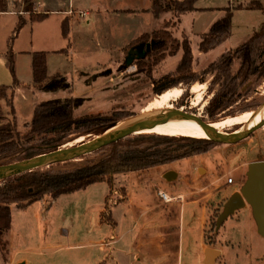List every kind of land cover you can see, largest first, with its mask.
Returning a JSON list of instances; mask_svg holds the SVG:
<instances>
[{
    "label": "rangeland",
    "instance_id": "rangeland-1",
    "mask_svg": "<svg viewBox=\"0 0 264 264\" xmlns=\"http://www.w3.org/2000/svg\"><path fill=\"white\" fill-rule=\"evenodd\" d=\"M145 1L113 0L104 1L101 5L95 1L89 6L90 11L100 7L101 14L96 18L94 14L78 18L80 19V22L77 21L80 32L75 34V38L80 53L77 55L74 67H71L72 64L70 63V66L61 68V61L57 64L58 67L52 66V70H56V67L59 68L61 74L56 75L57 72L49 69V77L55 76L57 80H51L41 90L25 87L23 91L17 92L14 87L15 96L12 105L21 132L27 131V125L34 116L35 108L47 100H59L62 104H73L75 116L111 112L121 108L132 114L131 117L118 122L116 127L154 111L174 108L200 114L211 121L222 122L231 117H238L255 111L260 107L264 102V79L259 80L258 84L254 85L251 82L241 84L237 88V95L226 98L227 105L221 109L213 107L211 110L209 108L210 99L214 97V92L210 89L211 79L208 78L205 79V82L194 83L192 86L181 82L172 87V90L160 94L152 92L154 80L177 69L186 39L191 41L195 56L194 62H196L193 65V70L198 73L208 68L211 63L216 62L224 53L233 52L243 45L262 26L264 13L261 10L242 9L233 11L229 37L208 53H200L198 48L201 36L211 31L213 24L225 18L229 10L239 3L246 4L254 0H199L197 3L198 10L184 14L180 21L169 13H166L169 15H164L159 19L152 16L155 30L163 27L165 20L173 19L177 24L172 29L175 49L168 51L162 58H151L147 55L146 47L148 45L143 44L144 47L141 46L140 51L137 50L139 48L137 43L140 42L143 35L152 33L149 31L141 34L151 25L150 14L129 11L119 13L116 11L117 9L132 8L141 12L143 9L141 6ZM260 1L264 3V0ZM39 7L40 5L36 6L34 3L32 12L40 14L36 10ZM24 9L27 10V8ZM81 34H84L86 38L78 40ZM133 51L135 55H132ZM137 51L138 53L142 52L143 56L136 55ZM203 77L204 75L201 74L200 80ZM175 89H179L180 94L171 96L167 104H164L166 94ZM7 96L10 97L9 92ZM198 100L200 102L196 104ZM9 102L10 100L7 98L0 99V123L12 120L13 110ZM239 126V124H234L223 129L231 133L235 132ZM79 141L76 139L67 145L72 146ZM219 145L217 147L226 149L224 150L225 156L216 155L215 149L217 147H215L210 152L147 170L144 173L145 178H139L141 173H138L136 178L131 177L129 186L134 185L135 179V185L141 189L154 182L151 193L143 191L136 198H141L140 202L144 204H149L155 199L158 205L163 206L175 198L178 199V197L174 198L173 196L176 195L175 191L180 189L179 187H172L173 182L177 179L167 180L164 174L168 171L178 173L181 171V175H187L190 169L189 163L196 160L201 177H203L201 169L207 173L209 169L212 170L208 179L203 181L201 186L205 188L203 193L207 204L205 233L207 242L210 243L207 244L211 248L221 251L216 264H264V237L257 232L252 208L248 203L245 207L230 214L218 228V222L221 221L219 220L220 216L225 211V205L231 195L235 192L241 193V188L247 180L249 163L264 160V129L240 142L221 143ZM100 157L101 155L98 154L89 155L77 158L78 160L75 159L76 161L68 164L56 165L50 169L53 171L73 169L97 161ZM200 162L201 164H199ZM126 173L132 172L115 174L112 183L105 180L90 184L87 188L79 190V194L73 192L59 196L60 199L52 201L54 204L52 207L50 206L52 209L50 215L40 200L25 208L14 205L12 225H15L17 234L22 236L19 239L15 234V241L20 242V246H25L23 245L24 242H28L27 245L38 247L47 242L50 244L58 243L59 236L56 230L61 226H68L72 230H76L81 236L80 242L91 237L110 238L119 233L121 225L118 224L116 228V225L113 224L114 221L110 220L114 207L125 200L126 187H129L123 176ZM230 177L234 178L235 184H227ZM178 185L183 184L179 183ZM161 191L166 192L171 200H164L160 195ZM193 199L191 197L180 201L183 204ZM102 205L105 208L100 213ZM177 209L178 206L175 205L173 211L176 212ZM18 214L34 221L16 219ZM36 215L40 216V221H36ZM187 217H190L191 220L198 217V207H188ZM44 218L45 220H42ZM129 224L128 221L126 227ZM3 250L7 251V247L4 246ZM85 251L83 249L74 253L67 252L65 254L66 260L62 264H89L92 258H94L93 264H99L97 260L98 251ZM6 253L3 252L4 261H6L3 262L2 259L3 264L9 263ZM199 255L200 250L196 249L191 256L190 264H200L199 261L195 260ZM47 257L50 256L47 255ZM34 261L35 264H56L55 261H47L44 258H35ZM184 264H186V258Z\"/></svg>",
    "mask_w": 264,
    "mask_h": 264
},
{
    "label": "trees",
    "instance_id": "trees-1",
    "mask_svg": "<svg viewBox=\"0 0 264 264\" xmlns=\"http://www.w3.org/2000/svg\"><path fill=\"white\" fill-rule=\"evenodd\" d=\"M198 2L199 0H151L150 11L158 19L165 13L171 12L173 17L180 21L184 14L198 10ZM26 3L27 10L32 11L36 0H27ZM9 9V0H0V13L7 12ZM242 9L261 10L264 13V3L254 0L246 4L239 3L229 10L225 18L218 20L213 24L211 31L201 36L198 43L200 53H208L229 37L233 11ZM45 18L46 14L42 13L31 16L33 21H41ZM26 23L27 21L20 17L9 43L7 58L13 72L12 42ZM176 25L173 19L165 20L163 27L144 34L137 43L138 46L150 45V49L146 47L147 55L151 58H162L168 51L175 49L172 29ZM62 32L64 37L69 36L70 21L68 19L63 21ZM182 50L183 54L177 69L154 80L152 92L160 94L178 83L183 82L192 86L194 83H203L208 78L211 79L210 89L214 92L209 108L221 109L227 105L226 98L237 95V88L241 84L251 82L254 85L264 79V22L243 45L233 52L224 53L201 73L193 70L196 62H194L195 56L190 39H186ZM47 68V53H33V88L41 90L51 80H57L55 76L49 77ZM201 74L204 77L200 80ZM18 85L19 82L15 79L13 86H0V99H9V105L13 110L12 120L0 123V167L55 151L81 137H84L86 141L94 139L114 128L118 122L132 116L123 108L111 112L75 116L73 104L47 100L35 108L34 116L27 125V131L21 132L12 105L15 95L14 87L17 88ZM8 92L10 97L7 96ZM221 143L215 139L184 135L133 134L94 153L78 157L101 155L100 159L90 164L63 171L50 169L56 165L78 160L73 159L7 178L0 182V249L4 248V236L12 226L14 205L23 208L47 195L56 199L63 194L84 189L95 182L108 180L112 183L115 174L143 172L167 166L176 161L210 152ZM205 239L207 242L206 233Z\"/></svg>",
    "mask_w": 264,
    "mask_h": 264
},
{
    "label": "crops",
    "instance_id": "crops-1",
    "mask_svg": "<svg viewBox=\"0 0 264 264\" xmlns=\"http://www.w3.org/2000/svg\"><path fill=\"white\" fill-rule=\"evenodd\" d=\"M95 1L101 5L104 1L110 2L113 0H36V6L40 5L36 9L37 12L46 14V18L41 21H31L27 15L22 16L27 23L12 42L14 55L13 72L10 67V61L7 58L8 47L21 17L17 11L27 8V4L24 0H9V11L0 13V86H13L16 79L19 82L16 88L17 92L23 91L25 87L33 89L32 54L35 52L47 53L48 74L49 69L52 70V66H57L60 61L61 68H66L67 65L70 66V63L72 64L71 67H74V62L80 53L76 45L77 39L75 38V34L80 32L77 21L80 22L78 18L83 17L80 12H89L90 16L94 14L95 18L100 16V7H97V10L90 11L89 6L94 4ZM141 7L143 8L141 12L132 8H127V10L117 9L116 11L119 13L121 11L149 13L151 16V25L149 27L151 28L148 29V27L143 30L141 32L143 34L156 28L153 25L154 15L151 11H148L151 8V0H146ZM169 14L172 13L170 12ZM169 14L165 13L164 15ZM65 19L70 21L68 37H64L62 32V24ZM85 38L84 34H81L78 40ZM57 67L56 70L52 71L57 72L56 75H59L61 71ZM224 150L226 149L217 147L215 154L225 156ZM189 165V174L181 175V171L179 173L176 172L177 177L175 179L177 180L172 181V187H179L180 189L175 191L176 195L173 197L182 195L187 199L193 197V200L181 204V201L175 198L162 206L158 205L154 199L151 203L144 204L140 202L141 198L136 197L143 191L151 193L154 182L141 189L135 185V179L134 185L129 186L131 177L136 178V175L141 173L139 178H145V171L126 173L123 176L129 187H126L125 200L114 207L111 212L112 219L110 220L114 221L113 224L116 225V228L118 224L121 225L119 233L114 234L110 238L91 237L86 241L82 240L80 242L81 236L76 230H72L68 226H61L56 230L59 236L58 243L50 244L47 242L43 246L38 247L29 246L27 245L28 242H24L23 245L25 246H20V242L15 241L17 232L15 231V225H12L9 232L4 236L7 251L3 250V248L0 250L1 264L6 262L4 261L3 252H7L8 264H35V258H44L47 261L52 260L56 264H62L66 260L65 254L67 252L74 253L83 249L86 251H98L97 260L99 264H184L185 258L186 264L188 262L190 264L191 256L198 249L200 250V255L195 260L199 261L200 264H206L207 250L211 247L205 239L207 204L203 193L205 188L201 184L208 179L212 170L209 169L207 173L204 169H201L203 175L201 177L197 161H192ZM179 183L183 185L180 186L178 185ZM78 191H75L76 193L74 194H79ZM58 199L60 198L54 199L48 195L40 199L49 215L52 213L50 208L54 204L52 201ZM175 205L178 206L176 212L173 211ZM190 206L198 207V217L193 220L187 217V208ZM104 208L102 205L100 213L103 212ZM12 210L14 212V207H12ZM37 215L35 216L37 218L36 221H40V216ZM16 219L34 221L33 219H26L20 214H18ZM42 220H45V218ZM128 221L130 224L126 227ZM104 223L107 224L106 222ZM86 225L88 226L87 222ZM100 225L103 226V224ZM17 238L21 239L22 236L17 234ZM13 249L16 251L14 252ZM47 255L50 257L48 258ZM93 262L94 258L91 259L89 264H93Z\"/></svg>",
    "mask_w": 264,
    "mask_h": 264
},
{
    "label": "water",
    "instance_id": "water-1",
    "mask_svg": "<svg viewBox=\"0 0 264 264\" xmlns=\"http://www.w3.org/2000/svg\"><path fill=\"white\" fill-rule=\"evenodd\" d=\"M140 47L141 46H139L137 49L138 51H140ZM138 51L136 55L142 57V52L138 53ZM132 55H135L134 51ZM174 110L179 111L182 116L157 114L158 111H154L152 113L142 115L141 117L136 118L134 121L130 120L129 125L115 133L109 134V132L116 126L94 139L86 141L83 138L82 141H79V143L75 145H65L64 147L55 151L45 153L31 159L2 166L0 167V182L27 171L49 166L54 163L77 159L78 157L94 153L95 151L117 142L129 135L146 133L143 130L152 125L177 123L204 125L213 134L214 138L212 139L218 140L224 144L240 142L243 139L252 136L256 132L264 129V121H262V123L250 129L249 131L241 135H235L234 132L229 133L227 130L217 128L216 124L219 122H211L200 114H195L178 108H174ZM168 111L169 110H163L161 112L166 113ZM164 177L167 180H174L177 177V173L175 171H169L164 174ZM247 203L252 208V216L257 227V232L262 237H264V160L249 163L247 180L241 188V193L235 192L231 195L228 203L225 205V211L220 216L219 220L221 221L218 222V228L230 214H233L239 208L245 207ZM220 254L221 252L219 250L209 248L207 250L206 264H215ZM213 255H217L216 259H214Z\"/></svg>",
    "mask_w": 264,
    "mask_h": 264
},
{
    "label": "bare ground",
    "instance_id": "bare-ground-1",
    "mask_svg": "<svg viewBox=\"0 0 264 264\" xmlns=\"http://www.w3.org/2000/svg\"><path fill=\"white\" fill-rule=\"evenodd\" d=\"M17 12L18 14H20L21 17L27 15L29 17L28 19L30 20H31L32 15H37L36 12L28 11L26 9H19ZM87 16H90L89 12H85V14L83 15V17H87ZM169 90H172V89H169ZM180 92L181 91L179 89L170 91V93L166 94L165 96L164 104H167L171 96L173 95L178 96ZM199 102L200 101L198 100L196 104H198ZM157 114L182 116V114L179 111H176L174 109H171L166 113L158 111ZM134 120L135 119H133L132 121ZM262 121H264V102L260 105V107L257 110L245 113L242 116L231 117L229 119H226L222 122L217 123L216 127L219 129H223L224 127L229 126V125L239 124L240 126L237 128L234 134L241 135L249 131L250 129L254 128L255 126L259 125L260 123H262ZM129 123L130 121L126 123H122L121 125H118L116 128L112 129L109 132V134L115 133L119 131L120 129H123L124 127L129 125ZM143 131L146 133L154 132V133H163V134H170V135H184V136H190V137H200V138H210V139L214 138L213 134L209 131V129L206 126L200 125V124L177 123V124H166V125H152V126H148ZM82 139L83 137L79 138L78 140L82 141ZM216 256L217 255H213L214 259H216Z\"/></svg>",
    "mask_w": 264,
    "mask_h": 264
},
{
    "label": "built area",
    "instance_id": "built-area-1",
    "mask_svg": "<svg viewBox=\"0 0 264 264\" xmlns=\"http://www.w3.org/2000/svg\"><path fill=\"white\" fill-rule=\"evenodd\" d=\"M85 13H81V16H83ZM227 184H229V185H231V184H235V181H234V178L233 177H230L229 179H228V182H227ZM159 194V193H158ZM160 195H161V197L164 199V200H171V198L169 197V195L166 193V192H164V191H161V193H160ZM178 199L179 200H181V201H184L185 200V198L182 196V195H180V196H178Z\"/></svg>",
    "mask_w": 264,
    "mask_h": 264
}]
</instances>
